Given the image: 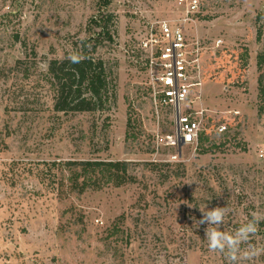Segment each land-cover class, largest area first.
<instances>
[{
  "label": "rangeland",
  "instance_id": "1",
  "mask_svg": "<svg viewBox=\"0 0 264 264\" xmlns=\"http://www.w3.org/2000/svg\"><path fill=\"white\" fill-rule=\"evenodd\" d=\"M201 4L189 30L209 48L193 107L209 130L229 132L179 148L157 142L176 131L174 115L156 114L134 52L139 24L179 16L173 0H0V264H228L196 221L200 209L228 207L221 230L233 232L264 214V0ZM107 13L113 40L98 25ZM16 35L41 62L91 38L114 73L110 107L56 112L47 89L8 69L25 57ZM26 95L35 110L20 108ZM88 160L127 161L128 171L72 181L81 165L67 162ZM250 245L264 248V220ZM240 264H264V253Z\"/></svg>",
  "mask_w": 264,
  "mask_h": 264
},
{
  "label": "built area",
  "instance_id": "2",
  "mask_svg": "<svg viewBox=\"0 0 264 264\" xmlns=\"http://www.w3.org/2000/svg\"><path fill=\"white\" fill-rule=\"evenodd\" d=\"M182 9L178 17H159L138 25L135 33L138 60L144 74V89L157 115L160 110L172 111L176 131L157 135V142L166 147L198 144L202 134H223L226 123L212 131L204 125L203 111L193 107L203 86V55L209 46L191 35L189 25L201 13V0H173ZM222 40H217L220 45ZM210 134V133H209ZM178 155L173 156L177 159Z\"/></svg>",
  "mask_w": 264,
  "mask_h": 264
},
{
  "label": "trees",
  "instance_id": "3",
  "mask_svg": "<svg viewBox=\"0 0 264 264\" xmlns=\"http://www.w3.org/2000/svg\"><path fill=\"white\" fill-rule=\"evenodd\" d=\"M114 19L115 16L112 13L102 14L98 18V25L102 27L101 33L106 40H113L111 31ZM16 38L24 46L25 57L17 59L15 64L8 69L18 71L22 73L24 78L31 79L35 88L47 89L53 109L56 112L105 111L110 107V101L115 97L116 91L114 73L105 59L96 55L97 46L91 38L80 44H75L72 52H66L62 56L45 57L44 62L39 59L38 51L35 48L29 53L27 43L22 41L18 35H16ZM74 53L84 57L78 64H73L68 59ZM259 85V97L263 103L264 82L262 78ZM24 87L25 85H22L21 89L23 90ZM21 99L20 108L35 110V108L31 109L32 106H29L30 96H22ZM35 99L41 101L38 96H35L32 101ZM43 104L46 105V100L43 101ZM228 132L229 129L222 135H227ZM209 136L210 134L205 131L200 138V144L208 140ZM67 164L81 165L80 171L75 168V170L71 169L69 178L76 181L83 177V184L94 182L92 175L94 172H97L105 182H111L118 172L126 173L128 171L127 161L88 160L67 162Z\"/></svg>",
  "mask_w": 264,
  "mask_h": 264
},
{
  "label": "clouds",
  "instance_id": "4",
  "mask_svg": "<svg viewBox=\"0 0 264 264\" xmlns=\"http://www.w3.org/2000/svg\"><path fill=\"white\" fill-rule=\"evenodd\" d=\"M68 59L73 64H78L84 59L80 54H71ZM202 218L196 221L197 227L207 224L205 229L208 249L212 252L222 254L228 264H240L241 261H251L255 257L264 253V248H256L250 245V240L258 231V226L264 220V214L252 213L251 219L242 223L233 232L221 230V225L225 224V217L229 212L228 207H215L211 210L200 209ZM242 245H249L247 249H242Z\"/></svg>",
  "mask_w": 264,
  "mask_h": 264
}]
</instances>
